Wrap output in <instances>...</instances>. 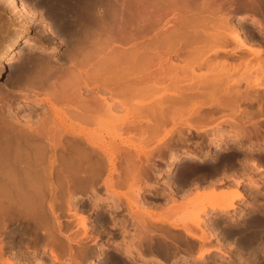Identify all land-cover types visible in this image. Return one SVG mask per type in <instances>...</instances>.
<instances>
[{
    "label": "bare ground",
    "instance_id": "1",
    "mask_svg": "<svg viewBox=\"0 0 264 264\" xmlns=\"http://www.w3.org/2000/svg\"><path fill=\"white\" fill-rule=\"evenodd\" d=\"M6 2L12 7L8 14L11 17L9 28H12L14 17L18 16V19H22L20 23L22 32L27 31L30 23L23 19L25 18L23 15H30L32 12L23 2L16 3V0ZM55 2L59 5V11L55 10L56 20H50L57 22L58 30L50 27L48 25L50 21L47 22L42 15L40 22L47 26L45 34L64 38L65 49L59 53L56 51L57 45L48 48L35 39L25 38L23 43L21 42L23 46L21 45L18 51L8 52L10 56L20 54L19 63L10 58H6L7 61L2 63L0 60V72L5 71L4 75L8 76L5 83L0 85V107L3 102L2 94L10 97H7L8 101L15 95L18 98V94L29 109L24 115L9 110L3 114L0 110V264H54V261L81 264L82 257L89 256L94 251V246L92 248L90 244L74 251L70 244L76 240L71 238L72 236L69 237L64 230L68 228L70 230L74 218L76 225L82 229L81 234L88 236L89 239L91 237L92 242H96V239L100 238L101 230L89 234L92 231L88 232V229L92 226L88 225V214L106 202H110L111 205L106 207V204V208L104 207L94 220L103 227L102 232L107 228L111 229L112 233L106 231L104 236L118 234L117 239L110 238L116 244L112 251L123 250L125 257L117 259V254H111L112 257L101 258L102 264H128L134 257V264L143 263L146 260L143 249L145 245L148 252L156 249L163 254L171 253V244L174 245L177 239V241L183 239L182 237L174 239L173 230L170 232L171 228L174 230L178 228L180 233H185L187 237L198 239V243L195 244L198 247L195 257L203 258L204 253L213 248L219 249L223 254L220 244L209 245V240L206 242L208 245H204L203 241L211 238L209 235L212 234L213 228L212 221L209 223L200 213H209V207L212 210H222L217 213L220 216L224 215L229 208L234 207V199L242 196V190L232 188L226 190L227 187L225 190L216 191L213 186L210 191H206L207 186L206 190H196L188 201L190 209H187L188 211L185 209L184 215L180 208L182 203L176 204L174 195L169 196L171 200L164 199L163 203L155 204V209L151 210L148 200L138 194L140 188L138 181L146 183L143 176L147 169L149 172L148 160L152 159L150 157H153V152L158 153L160 148L164 150L169 147L163 145L171 144V132L174 131L177 135L182 133L180 129L163 127L166 126L164 124L167 120L173 122L177 117L192 116H196V120H207L211 114L201 113L203 104L210 107L211 112L219 110L221 113L223 110L222 113H226L233 123L230 124L232 127L229 126L232 130L227 132L230 131L238 138L250 136L251 132L248 131L254 129L251 127L253 121L251 125L249 124L252 129L247 130L240 120H243L242 117L250 118L249 114H252L253 110L247 107L240 110L239 107L243 103L250 105L249 107H252L253 102L259 105L257 100L260 99H257V96H263L260 104L264 103V94L261 96L253 93L255 89L256 91H260L258 88L264 89V55L263 57L260 55L261 52L264 54V48H251L244 42V40L254 42L246 35L245 27L255 22L262 28L258 34L264 35V0ZM54 7L57 8V5ZM236 10L243 12L237 14ZM234 14L237 19L235 25H232ZM245 18L247 19L243 20ZM244 34L245 39L242 37ZM18 36L13 37L11 43L5 46L0 52V57ZM231 43L234 46L229 48L228 44ZM51 53L54 54L49 55ZM250 53L256 60L255 64L250 60ZM42 105L45 106V110L38 111L36 108ZM261 110L263 107L258 112L261 113ZM235 114L240 116L235 118ZM252 118L250 119L253 120ZM159 130L162 133L157 135ZM194 130L200 132L198 128ZM213 133L211 132V135ZM230 133L228 132L229 135ZM221 134L213 138L217 143L215 148L217 152L221 151L218 143L219 139H223ZM153 140L156 142L151 143ZM252 144L249 140L251 147ZM171 149L173 148L169 150L171 157L167 163L168 168L177 157ZM205 151L203 150V153ZM140 155L144 159L140 158ZM184 155L191 158L190 156L198 157L199 153L185 151ZM243 160V163L249 161L251 166L257 168L252 157ZM181 166L179 173L191 167L188 164ZM242 173L232 176L235 184L240 183ZM251 177H248L249 183L256 185ZM169 178L165 185L168 191L172 192V186L176 183L171 186L172 178ZM144 183L143 185H148ZM101 186L104 188V195H97L96 192ZM122 186L125 191L122 190ZM116 187L122 188L121 191ZM83 189H88L92 195L90 198L92 211L79 205L77 207L75 204L77 201L75 203L73 201L75 192L78 191L79 194ZM84 190L83 192L86 191ZM63 204L67 214L65 222L61 220L60 214L64 211ZM175 204L180 208V215L177 214ZM113 215L121 216L118 220L120 226L110 224L109 220ZM202 222L206 223L205 227L201 226ZM115 229L117 231H114ZM56 231L66 239L63 240L68 242L67 245L55 238ZM15 233H18V236L13 238ZM170 236L175 241H172ZM186 236L182 242L187 239ZM41 239L43 245L40 244L48 249L49 255L37 251L36 244ZM199 241L204 243L202 244L204 247H199L201 245ZM187 242L185 243L187 248L189 245L191 247L192 239L189 245ZM195 245L192 249L189 248L190 253L187 252L190 256ZM251 246L253 244L249 247ZM155 252L151 253L153 259L156 257L154 260L157 259V256L153 255ZM157 252L156 255H159ZM257 252L259 251L252 256H257ZM63 253L69 257V261L63 259L65 256ZM32 255H37V259H33ZM185 260L186 257H183V261ZM219 260H214V264H220Z\"/></svg>",
    "mask_w": 264,
    "mask_h": 264
},
{
    "label": "rangeland",
    "instance_id": "2",
    "mask_svg": "<svg viewBox=\"0 0 264 264\" xmlns=\"http://www.w3.org/2000/svg\"><path fill=\"white\" fill-rule=\"evenodd\" d=\"M17 2L16 3H20V2H23L26 6H27V9L30 11V12H32V13H30V15H23V17H25V18H23V19H25V20H27L29 23H30V27L28 28V30L27 31H25V32H22V27H21V25H20V23H21V20L22 19H18L19 17L17 16V17H14V20L12 21V28H9V26L11 25V21H10V19H11V17H10V15H8L9 14V12H11L12 11V7L11 6H9V3L8 2H6V0L4 1V0H0V31H2V33L0 32V52H2L3 50H4V48H5V46L7 45V44H9V43H11V41H12V39H13V37H15V36H18V38H16L17 40H15L14 41V43L10 46V48L6 51V53L5 54H2L1 55V63L2 62H6L7 61V59L6 58H10V59H12L13 61H16V63H19L20 61H21V56H20V54L18 55V54H14V55H9L8 54V52H12V50H19V48H21L22 46H23V40L25 39V38H27V39H35L36 40V42H38V43H41V44H43L44 46H46V47H48V48H50V47H52V46H55V45H57V49H56V51L57 52H59V53H61L64 49H65V47H66V43H65V40H64V38H62L61 37V39L60 38H56V37H54V36H50L49 34L47 35V33L45 34V31H46V27L47 26H45V25H42V23L40 22V17H41V15H42V17L47 21V22H49V26L50 27H52L53 29L55 28V30H58V28H56L57 27V22L56 21H51L52 19H54V20H56V18H55V15L57 14V12L59 11V5H58V3L57 2H55V1H57V0H44L43 2H44V6H46L45 8H46V10L47 9H50V8H48V7H51V9L50 10H47L48 12H47V14H46V10L44 11V12H39V10H42V8H43V5L41 4H36V3H30V0H16ZM46 2V3H45ZM47 2H49V3H47ZM50 2H52L53 4L55 3V5H52V3H50ZM57 5V8L56 7H54V6H56ZM42 6V7H41ZM48 6V7H47ZM55 8H53V7ZM10 8V9H9ZM52 9H53V11L55 12H53L52 11ZM57 12H56V11ZM52 11V13H54V14H52V13H50L49 14V12H51ZM240 13V12H243L242 10H236V13ZM41 13V14H40ZM44 13V14H43ZM237 13V14H238ZM32 14V15H31ZM54 15V17H52ZM242 15V14H241ZM244 15V14H243ZM45 16V17H44ZM47 16V17H46ZM5 18H7V19H5ZM13 18V17H12ZM28 18V19H27ZM9 19V20H8ZM51 19V20H50ZM237 19V17H236V14H234V16H232V25H235L234 24V22H235V20ZM247 18H245V19H243V20H246ZM31 22H30V21ZM49 20V21H48ZM4 23V24H3ZM40 23V24H39ZM51 23H53V24H51ZM3 24V25H2ZM8 24V25H7ZM7 25V27H5ZM2 26V27H1ZM32 27V28H31ZM2 28V29H1ZM262 30V28L261 27H259L257 24H255V22H252V23H250V25L249 26H246L245 27V31H246V35H248V36H250L251 38H252V40H254V42L252 41H247V40H244V42L249 46V47H251V48H261V49H263L264 48V35L262 36V35H260V34H258L261 30ZM21 31V32H20ZM4 32V33H3ZM45 35V36H44ZM44 36V37H43ZM47 36V37H46ZM242 37L245 39L246 38V36H245V34L244 35H242ZM44 38V39H43ZM44 41V42H43ZM62 41H64V42H62ZM22 42V43H21ZM45 43V44H44ZM22 45V46H21ZM52 45V46H51ZM228 46H229V48H231V47H233L234 46V44H228ZM12 48V49H11ZM17 50V51H18ZM61 51V52H60ZM238 53V52H237ZM52 54H54V53H51V54H49V55H52ZM253 54L252 53H250V60H251V62L253 63V64H255V62H256V60L254 59V57L252 56ZM260 55H261V57H263L262 55H264L263 54V52H261L260 53ZM20 58V59H19ZM230 59V58H229ZM232 59V58H231ZM230 59V60H231ZM6 60V61H5ZM251 63V64H252ZM201 69H203V67H201ZM198 71H199V69H197ZM4 73H5V71H2V72H0V85H2V84H4L5 83V81L7 80V78H8V76H6V75H4ZM234 75V74H233ZM258 89H260V91H256V89H255V91L253 92V93H256L257 95H263L264 94V89L263 88H258ZM263 89V90H262ZM3 96H2V103H1V109L0 110H2L1 112L3 113V114H5V113H8V112H6L7 110H9V111H11V112H18V114L19 115H24V114H27V112L29 111V109H27L28 108V106L27 105H25L24 104V102H23V100L21 99V95L19 96L18 94H17V97L18 98H16L15 96V98L14 97H11V100L10 101H8V99H7V97L8 96H6L5 94H2ZM4 95H5V97H4ZM256 95V96H257ZM263 97V96H262ZM262 97H258L257 96V99L259 98L260 100L261 99H263ZM8 98H10V97H8ZM14 98V99H13ZM18 99V100H17ZM6 100V101H5ZM260 100H257V102L259 101V105H258V103H256V102H253L252 104H251V106L253 107H249L250 105H245V103H243L242 104V102H240V104L239 105H241L240 107H239V109L241 110V109H243V108H245L246 109V107H247V109H249V110H253L251 113L252 114H249L250 116V118H252L253 120H251L250 118H248V117H242V121L240 120V122L242 123V124H244V127L246 128L247 127V130L249 129L250 130V128L253 126L254 127V129H252V130H250V131H248L249 133H250V136H251V134L253 135V136H251V139L249 138L250 136H248V137H241V136H239V138L236 136V135H234V134H232V133H230V131H228L229 133H230V135L228 134V132H227V130H232V128H230V127H232L233 125H230V124H233L231 121H230V118L226 115V113H222L223 112V110H221V113H220V111L218 110V112L215 110V111H213V112H211V109H209L210 107H208V106H206L205 104H203V106L201 107V113L203 114V115H210L211 114V119L209 120V118L210 117H208V119H207V117H204V118H206L207 120H196L195 118H196V116H192V117H189V118H181V117H177L173 122L169 119V120H167V123L166 124H164V125H166V126H163V127H166V128H176V129H180L181 130V132L182 133H179V134H181V135H177V133L176 132H171V140H172V142H171V144L169 143V144H165V145H163L164 147L166 146V147H172L173 149H171V150H173L174 151V153H176V156L178 157H176L174 160H173V162H172V164L170 165V167L168 168L167 167V163H169V161H170V157H171V152H169V150H170V148L168 147V148H164V150L163 149H161L160 148V150H159V152L157 153V152H153L152 154H153V157L151 156L150 158H152V159H150V160H148V166L147 167H149L150 166V168H149V172H148V169L146 170V168L144 169V174L146 173V174H148V175H144L143 177L145 178L144 180H145V182L146 183H148V185L146 184V183H144V181H138V184H139V186H140V188H138L139 189V195L140 196H143L146 200H148V204H150V208H151V210L154 208V205L156 204L157 205V203H159V202H162L164 199H166V198H164L163 200H158V199H160V198H162L163 196H161V195H163V192L165 191V190H168V188H167V186L165 185V181L170 177V178H172V179H170V181H171V186L173 185V183H174V180L178 177V175H179V172L178 171H181V165H186V164H188V165H193V164H197L198 166H199V161L198 160H196V159H198V157H199V160H200V162H202V161H204L205 159H207V158H212V159H217V158H220V159H223V158H226V157H229L230 155H233L234 157H236V158H239L240 159V161H241V163L239 164L240 166H238V164L236 163L235 165H229V166H226V167H222V168H220V169H218V171H216V172H214V173H212V174H210L209 175V177L210 178H212L213 180L212 181H207L205 178H203L204 180H200V181H198L197 182V184L195 185V186H193L192 188H190L188 191H186V193H180V191L179 190H177V191H169V194L170 195H174L173 197H175V203L176 204H181L182 205V207L180 206V208H181V211H182V213L183 212H185L187 209H190V205H189V200L192 198V196L195 194V192H196V190H206V186H207V190L206 191H210L211 189H212V186H213V189H215L216 191H220L221 189H223V190H225L227 187V189L226 190H230V188H232V190H234V189H237V190H239V191H241L242 192V196L241 197H239V198H236V199H234V207H232V208H229L225 213H224V215L223 214H221L222 216H220V214H218V213H220V211H222V210H216V209H211V208H209L208 207V212L209 213H207V214H203V213H200V215H201V217H205L206 218V220L207 221H209V223H211V221H212V228H213V231H212V228H211V231H212V234H210L209 236H211V238H208V240H205V241H203V242H205V244L203 243V242H201V241H199L200 243H201V245H200V243H199V247L201 248V246L202 247H204V245L205 246H207L208 244H206V242L207 241H209L210 243H209V245L211 244L212 246H217V245H219L220 246V248L222 249V251L223 252H225V254H221L220 253V251H219V249H215V248H213V249H210L209 251H207L206 253H204V256H203V258H198V257H195L196 255V253L198 252V250H196V248H198L197 247V245H195V244H197L198 243V239L197 240H195V238H192L191 236L189 237H187L186 236V234L185 233H180V229H170L171 231L170 232H172V230H173V232H174V234H176L177 233V231H179V233H177L178 235L180 234L181 236H178L177 234H176V238L174 237V234H172L173 236V238L174 239H177L178 237H182L183 239H185L184 237L186 236V240H184L183 242H182V240H181V238L179 239V241L181 242V243H179V241H175L171 236H170V238L172 239V241H175L174 243L176 244H171V248L173 249H170L171 250V253H167V254H163V253H160L159 251L157 252V250L155 249V250H151L152 252L154 251H156L159 255H156V252L155 253H153V255H155V256H157V259L156 260H154L153 259V256L151 255V251L150 252H148V248H146L145 246L143 247V249L146 251H144V255H145V257H146V260L145 261H143L144 259L143 258H141V257H136V258H138V259H140V260H142L143 261V263L142 262H138L139 264H214V262L216 261V260H218V259H220L219 261H220V264L223 262V264H259L260 262L259 261H253V258L254 257H258V254H259V252H262V251H264L263 249H264V240L261 238H259L258 236H257V234L256 235H254L255 237H250V239H248V240H240V239H236V238H231V237H227V238H218V237H216L215 236V234L213 233L214 232V221L215 220H217V218L219 219L220 218V220L221 221H224L226 224H229L230 225V223L231 224H236V223H238V222H244L247 218H251V215H252V217H254V215H255V217H257V218H259V216H261L262 214H263V212H262V210H264V207L262 208V207H260V203H258L257 201H259V199H263L262 197H260V196H258L257 195V193L259 192V190L260 189H264V136H262V135H264V103H262V104H260L263 100H261V102H260ZM21 101H22V103H21ZM5 102V103H4ZM8 103V104H7ZM22 104V105H21ZM18 105V106H17ZM262 105V106H261ZM21 106V107H20ZM3 107V108H2ZM25 107V108H24ZM249 107V108H248ZM259 107V108H258ZM262 107H263V110H261L260 112L261 113H259L258 111H259V109L261 108L262 109ZM44 108V109H43ZM257 108V109H256ZM38 111H41V112H43L44 110H45V106H39V107H37L36 108ZM43 110V111H42ZM27 111V112H26ZM257 112V113H256ZM256 113V114H255ZM223 114H224V116H223ZM254 114V115H253ZM236 116H235V118H237V117H239L240 116V114L238 115V114H235ZM215 116H217V117H215ZM220 116V117H219ZM33 117H34V115H33ZM226 117H228V118H226ZM203 118V119H204ZM245 118V119H244ZM246 118H248L249 120H248V122H246ZM225 119H227L228 120V122L229 123H227V120H225ZM245 120V121H244ZM244 121V122H243ZM251 121H253L252 122V124L253 125H251ZM250 122V123H249ZM262 122V123H261ZM258 123H260V124H258ZM251 125V127H250V125ZM247 125V126H246ZM257 127H256V126ZM260 125V126H259ZM230 126V127H229ZM263 127V128H262ZM194 128H198V129H200V132L198 131H196L195 132V130H194ZM258 128V129H257ZM262 128V129H261ZM162 130V129H161ZM161 130H159L158 131V133H157V135L160 133H162V131ZM202 130V131H201ZM256 130V131H255ZM257 130H258V133H256L257 132ZM263 130V131H262ZM227 133H226V132ZM211 132H216L215 133V135H214V133L211 135ZM223 132V133H222ZM173 133V134H172ZM222 133V134H221ZM221 134V136H223V139H219V144H220V149H219V151L220 152H217V151H215V148H216V141L213 139V138H216L217 136H219ZM226 134V135H225ZM257 134V135H256ZM259 134V135H258ZM226 137H225V136ZM160 136V135H159ZM169 136H170V134H169ZM209 136V137H208ZM216 136V137H215ZM236 136V137H235ZM258 136V137H257ZM154 137H155V135H154ZM154 137H153V139H154ZM247 138H248V140H247ZM192 139H194V140H192ZM258 139V140H257ZM249 140H251L252 141V143L254 144H252V147L249 145ZM223 141V142H222ZM262 141H263V143H262ZM154 142H156V141H152L151 143H154ZM221 142V143H220ZM260 142H261V144H260ZM197 144H199L198 145V147H197ZM206 144H207V146H206ZM245 144V145H244ZM242 145V146H241ZM247 145H249V146H247ZM224 148H223V147ZM250 148V149H249ZM200 149V150H199ZM208 149V150H207ZM203 150H206L205 151V153H203ZM245 150V151H244ZM163 151V152H162ZM165 151V152H164ZM185 151H193V152H196V153H199V156L198 157H194V156H190L191 158H189V157H185ZM223 151V152H222ZM160 152H162V154L160 153ZM201 152V153H200ZM248 152V153H247ZM161 155H160V154ZM221 153V154H220ZM158 156H157V155ZM179 155V156H178ZM215 155V156H214ZM217 155H219V156H217ZM221 155V156H220ZM244 155H245V157H244ZM155 156V157H154ZM204 156V157H203ZM250 157H252L253 159H254V161H255V165H256V167L258 168H254L253 166H251L250 165V162L248 161V162H246V163H243L244 162V160L243 159H245V158H250ZM140 158H143L144 159V157L142 156V155H140ZM154 158V159H153ZM156 158V159H155ZM177 159V160H176ZM153 161V163H152V161ZM188 160V161H187ZM249 160V159H248ZM258 160V161H257ZM149 161H151V162H149ZM185 161V162H184ZM189 162V163H188ZM150 163H151V165H150ZM259 163V164H258ZM245 165V166H244ZM249 165V166H248ZM244 168H243V167ZM146 167V166H145ZM235 167V168H234ZM237 167V168H236ZM240 168V169H239ZM154 169V170H153ZM159 170V171H157V170ZM168 169V170H167ZM194 169H197V167H195ZM193 169V170H194ZM247 169V170H246ZM150 170H152V172H150ZM166 170V171H165ZM192 170V171H193ZM226 170V171H225ZM233 170V171H232ZM240 170V171H239ZM253 170V171H252ZM196 171V170H195ZM254 171H256V172H254ZM148 172V173H147ZM197 172H200V170L198 169V171ZM241 172H243L242 173V178H241V180H240V183L239 184H235V182H234V180H232V176H234V174L236 175V174H239V173ZM245 172H246V174H245ZM157 173V174H156ZM170 173V174H169ZM181 173V172H180ZM225 173V174H224ZM230 173V174H229ZM245 176H244V175ZM250 174V175H249ZM177 175V176H176ZM228 175V176H227ZM247 175V176H246ZM259 175V176H258ZM146 176H148V177H146ZM152 176V177H151ZM251 177L252 178V180H254L256 183V185H253L254 183H249V179H248V177ZM245 177H247V178H245ZM148 178V179H147ZM147 179V180H146ZM149 179H151V180H149ZM144 184H146V185H143V183ZM154 184H153V183ZM258 182V183H257ZM151 184H153V186L151 187ZM257 184H259V185H257ZM143 185V186H142ZM233 185V186H232ZM147 186H150V187H147ZM203 188H202V187ZM254 186V187H253ZM263 186V187H262ZM121 187V186H120ZM120 187H116L118 190H120L121 191V189L122 188H120ZM123 187V186H122ZM156 187V188H155ZM244 187V188H243ZM257 187V188H256ZM99 188V187H98ZM173 189H174V187H172ZM211 188V189H210ZM250 188H251V190H250ZM100 189V190H99ZM98 190V192H96L97 193V195H104V188L101 186L100 188H99ZM138 189H136V188H134V190H138ZM84 190V189H83ZM83 190L81 191H79V194L77 193L78 191H76L75 193V197L73 198V201H74V203L77 205V207H78V205L79 206H81V207H84V209H86L87 208V210H91L92 209V207L90 206V203L92 204V202H90L91 201V197H92V195H91V193H90V191L87 189H85L86 191H88V192H86L85 190V192H83ZM103 190V191H102ZM122 190H126L124 187H123V189ZM164 190V191H163ZM250 190V191H249ZM253 190V191H252ZM250 193H255V194H253L252 196H249V192ZM123 192V191H122ZM149 192H154L155 194H156V197H154L155 199H153V201L151 202V201H149V199H151V197H150V194H149ZM101 193V194H100ZM103 193V194H102ZM188 194H189V196H188ZM166 195V193L164 194V196ZM187 195V196H186ZM177 197V198H176ZM182 197H184L183 199H182ZM185 198H186V200H185ZM188 198V199H187ZM78 199V200H77ZM116 199V198H115ZM177 199V200H176ZM167 200H171V197H169L168 196V199ZM179 200V201H178ZM181 200V201H180ZM241 200V202H239ZM256 200V201H255ZM157 201V202H156ZM188 202V204L186 203V202ZM183 202H185V207H183L184 206V204H183ZM236 202H238L239 204L238 205H236L235 203ZM87 203V204H86ZM152 203H154V204H152ZM107 204V205H106ZM106 207L109 205H111V203L110 202H106ZM175 204V206H176V210H177V214H179L180 215V211H179V207L177 206ZM252 204H254V205H252ZM257 204V205H256ZM85 205V206H84ZM87 205V206H86ZM103 205V206H102ZM101 206H98V207H96L95 208V210H91L92 212L91 213H89L88 214V218H89V220H88V225H91L92 227H91V229L89 228L88 229V232H90V230L92 231V232H90L89 234H95V233H97V231L99 232L100 230H101V234H100V238H97L96 239V242H98V243H96V242H92V239H91V237H90V239H89V237L87 236V237H85V236H83L82 234H83V232H82V229L80 228V227H78V225H76V220L73 218V220H72V225H71V227H70V230H69V228L66 230H64L65 231V233L69 236V237H71V238H75V242H71V246H72V249L74 250V251H77L78 249H80V248H82V246L83 247H85V246H90V244H91V246H92V248H93V246H94V251H92L91 252V254L89 255V256H87V257H82V259H81V264H89V263H93V264H102V259H106V258H108V257H112V255L111 254H113V255H116L117 257V259H122V257L124 256L125 257V255L123 254V250H121V251H118V252H114V251H112L113 250V247L114 246H116V244H115V242H113L111 239L113 238V239H117V237L118 236H116V234H113V235H111V237H109V236H104V233H106V231L108 232V231H111V229L109 230L108 228L105 230V231H103L102 232V229H103V227L101 226L100 227V224L98 223V222H96L94 219H95V217H96V215H99L102 211H103V208L105 207V205L104 204H102ZM156 205H155V207H156ZM251 206H253V207H251ZM257 206H258V209H257ZM105 207V208H106ZM178 207V208H177ZM260 208V209H259ZM155 209V208H154ZM183 209V210H182ZM186 209V210H185ZM255 209V210H254ZM63 210L64 211H62V212H60V214H61V220L63 221V222H65L64 221V218H66V213H65V210H66V207H65V204H63ZM253 210V211H252ZM259 210H261V211H259ZM188 211V210H187ZM211 211H213V212H211ZM86 212H88V211H86ZM218 212V213H217ZM251 212H253V213H251ZM256 212V213H255ZM235 213V214H234ZM251 213V214H250ZM184 215H185V213H183ZM182 214V215H183ZM250 214V215H249ZM258 215V216H257ZM118 216V215H117ZM116 215H113V218H110V220H109V222H110V224H117L118 223V220H116L115 218L117 217ZM207 216V217H206ZM248 216V217H247ZM205 218H203V219H205ZM207 218H210V219H207ZM222 218V219H221ZM234 219V220H233ZM245 219V220H244ZM115 220V221H114ZM211 220V221H210ZM227 220H229V221H227ZM92 221V222H91ZM96 222V223H95ZM75 223V224H74ZM97 223H98V225H97ZM120 223V222H119ZM206 226V223H204V222H202L201 223V226L202 227H205ZM73 226V227H72ZM118 226H120V224L118 225ZM102 228V229H101ZM72 229V230H71ZM93 229V230H92ZM198 231H199V229L198 228H196ZM195 229V230H196ZM69 230V231H68ZM77 230V231H76ZM79 230V231H78ZM196 230V231H197ZM67 231V232H66ZM94 231V232H93ZM114 231H117V230H114ZM197 231V232H198ZM87 232V233H88ZM73 233V234H72ZM75 233H77V234H75ZM82 233V234H81ZM108 233H112V232H108ZM55 234L57 235H55L56 237L55 238H57L59 241H64V240H66V239H64L63 238V236L62 235H60L59 233L57 234V231L55 232ZM183 234V235H182ZM73 235L75 236V237H73ZM18 236V233H15L14 235H13V238L14 237H17ZM30 236V235H29ZM208 236V237H209ZM257 236V237H256ZM215 237V238H214ZM86 239V241H85V239ZM88 238V239H87ZM111 238V239H110ZM252 238H253V240H252ZM43 239V238H42ZM42 239L41 240H39L38 242H37V244H36V249H37V251H40V252H46V254H48V249H46V247H44V246H42L43 245V241H42ZM64 239V240H63ZM191 239H192V242L194 243V241H195V243L193 244V243H191ZM194 239V240H193ZM217 239H219V240H217ZM255 239V240H254ZM45 240V239H44ZM80 240V241H79ZM99 240V241H98ZM234 240V241H233ZM41 241V242H40ZM85 241V242H84ZM103 241V242H102ZM187 241H190V243H191V247H189L190 245V243L189 242H187ZM197 241V242H196ZM213 241V242H212ZM227 241V242H226ZM79 242V243H78ZM187 242V244L189 245L188 246V248H187V245L185 244ZM217 242V243H216ZM225 242V243H224ZM240 242V243H239ZM245 242V243H244ZM30 244H32V242H29ZM42 245H41V244ZM64 243L67 245V241H64ZM208 243V242H207ZM202 244H204V245H202ZM214 244V245H213ZM231 244V245H230ZM242 244V245H241ZM252 245L253 244V246H251V247H249L250 245ZM77 245V246H76ZM196 246L195 248H194V251H193V254L191 253V256L189 255V253L191 252V250L189 249V248H193V246ZM260 247H259V246ZM32 245H29V247H31ZM80 246V247H79ZM176 246V247H175ZM181 246V247H180ZM245 246V247H244ZM178 247H180V248H178ZM249 247V248H248ZM254 247H256V248H254ZM146 248V249H145ZM175 248V249H174ZM184 248V249H183ZM187 248V249H186ZM253 249V251H251L252 249ZM92 249V250H93ZM179 249H180V251H179ZM246 249L248 250V249H251V250H248V252L250 253V255L251 256H249V253H247L246 252ZM98 250L100 251L99 253H97L98 252ZM177 250V251H176ZM182 250V251H181ZM185 250H188V251H185ZM241 250H243V251H241ZM173 251H175V252H173ZM197 251V252H196ZM236 251H239V253H236ZM256 251H259V252H257V256L255 255V256H252V254L254 255L255 254V252ZM109 252V253H108ZM111 252V253H110ZM114 252V253H113ZM178 252V253H177ZM185 252L187 253V252H189V253H187V254H185ZM196 252V253H195ZM242 252V253H241ZM10 253V250L8 249V252H7V254H9ZM66 253V252H65ZM65 253H63L65 256L63 257V259L65 260V261H69V257L65 254ZM102 255H101V254ZM104 253V254H103ZM173 253V255H171ZM208 253V254H207ZM216 253H218V254H220L221 255V258H218V256L216 257L215 255H216ZM241 253V254H240ZM6 254V255H7ZM62 254V255H63ZM170 256H169V255ZM182 254H184V255H182ZM243 254V255H242ZM245 254H248V256H244ZM49 255V254H48ZM107 255H109V256H107ZM162 255V256H161ZM166 255H168V256H166ZM180 255V256H179ZM207 255V256H206ZM233 255V256H232ZM240 255H241V257H240ZM105 256V257H104ZM150 256H152V257H150ZM175 256V257H174ZM189 256V257H188ZM224 256V257H223ZM235 256H237V257H235ZM33 259H37V255H32L31 256ZM169 257H171V258H169ZM183 257H186V259L187 260H185V261H183ZM239 257V258H238ZM253 257V258H252ZM102 258V259H101ZM135 258V257H134ZM134 258H132L130 261H128V262H130V263H128V264H134L135 263V259ZM191 258V259H190ZM194 260H193V259ZM205 258V259H204ZM215 258V259H214ZM218 258V259H217ZM100 259H101V261H100ZM161 259V260H160ZM166 259V260H165ZM197 261H196V260ZM202 259H204L203 261H202ZM242 259V260H241ZM246 259H247V261H246ZM250 259H252V261H250ZM97 260V261H96ZM159 260V261H158ZM192 260V261H191ZM199 260V261H198ZM215 260V261H214ZM231 260V261H230ZM235 260H236V262H235ZM238 260V261H237ZM195 261V262H194ZM228 261V262H227ZM47 262H48V260H47ZM184 262V263H183ZM192 262H194V263H192ZM225 262V263H224ZM63 262L62 261H54V264H62ZM64 264V263H63Z\"/></svg>",
    "mask_w": 264,
    "mask_h": 264
},
{
    "label": "flooded vegetation",
    "instance_id": "3",
    "mask_svg": "<svg viewBox=\"0 0 264 264\" xmlns=\"http://www.w3.org/2000/svg\"><path fill=\"white\" fill-rule=\"evenodd\" d=\"M44 0H30V3H36V4H44V3H42ZM44 9H45V7H44V5H43V8H42V10H39V12L40 11H44ZM46 10V9H45ZM192 140H194V139H192ZM239 158H236V157H234L233 155H230L229 157H226V158H223V159H220V158H217V159H212V158H207V159H205L204 161H202V162H200V160H199V158L198 159H196V160H198L199 161V166L197 165V164H193V165H191V167L188 169V170H185V171H182L181 173H179V175H178V177L174 180V183L173 184H175L174 186H172V187H175L173 190L174 191H177V190H179L180 191V193H186V191H188L190 188H192L193 186H195L196 184H197V182L198 181H200V180H204L203 178H205L207 181H212L213 179L212 178H210L209 177V175L210 174H212V173H214V172H216V171H218V169H220V168H224V167H226V166H229V165H235L236 163L238 164V166H240L239 164L241 163V161H240V159L238 160ZM195 167H197V169H194ZM219 167V168H218ZM194 169V170H193ZM198 169L200 170V172H197L198 171ZM193 170V171H192ZM196 170V171H195ZM150 172H152L151 170H150ZM182 175V176H181ZM181 177V178H180ZM200 179V180H199ZM177 187H178V189H177ZM180 187V188H179ZM244 188V187H243ZM166 193V195L164 196V194ZM149 194H150V197H151V199H149V201H153V199H155L154 197H156V194L154 193V192H149ZM253 194H255V193H250L249 194V196H252ZM257 195L258 196H262V198L263 199H260L258 202L261 204V207H264V189H260L259 190V192L257 193ZM161 196H163L162 198H160V199H158V200H163L164 198H166V199H168V196H170V194H169V191L167 190H165L164 192H163V195H161ZM156 200V199H155ZM165 201V200H164ZM164 201H162V202H159V204L160 203H163ZM239 202H241V200L239 201ZM237 203V204H236ZM235 204L236 205H238L239 203L238 202H236ZM252 205H254V204H252ZM263 211V214H264V210H262ZM121 216H117L115 219L116 220H119V218H120ZM263 217V218H262ZM219 220V221H218ZM246 220H248V221H246ZM244 222H247V224L246 223H244V222H238V223H234L233 225L232 224H226L224 221L222 222L221 220H220V218L219 219H217V220H215L214 221V230H216V231H214V233H215V236L216 237H219V238H222V237H225V238H227V237H231V238H235L236 237V239L237 238H239V239H241V240H247V239H249L250 238V236H254V235H256L257 234V236L260 238H262V239H264V216L262 215V216H259V218H257V217H252V218H248V219H246ZM218 221V222H217ZM221 221V222H220ZM261 222V223H260ZM263 222V223H262ZM255 223V224H254ZM251 224V225H250ZM254 224V225H253ZM116 225H119V221H118V223L116 224ZM244 227V229H243V227ZM246 225V226H245ZM256 225V226H255ZM258 225V226H257ZM231 226H232V228L234 229V228H236V227H238L237 229H232L231 228ZM234 226V227H233ZM249 226V227H248ZM222 227V228H221ZM226 227V228H225ZM240 227V228H239ZM247 227V228H246ZM252 227H253V229H252ZM221 228V229H220ZM242 228V229H241ZM255 228V229H254ZM260 228H262L261 230H260ZM102 229V228H101ZM223 229V230H222ZM247 229V230H246ZM259 229V230H258ZM115 230H117V229H115ZM239 232H237V231ZM249 230H251V231H249ZM254 230H256L255 232H254ZM221 231V232H220ZM258 231V232H257ZM108 232H111V231H108ZM227 232V233H226ZM231 232H233L232 234H230ZM237 232V234L235 235V233ZM242 232H243V234H242ZM249 232V233H248ZM261 232H263V233H261ZM225 235H224V234ZM254 234V235H252V234ZM261 233V234H260ZM117 236H118V234H116ZM234 235V236H233ZM249 235V236H248ZM227 236V237H226ZM240 236H242V237H240ZM247 237V238H246ZM243 238V239H242ZM241 251H243V250H241ZM246 252L248 253V250H246ZM221 253V252H220ZM236 253H239V251H236ZM222 254V253H221ZM223 254H225V252L223 253ZM220 254H218V253H216V257L217 256H219ZM247 256H248V254H246ZM246 255H244V256H246ZM261 255V256H260ZM249 256H250V254H249ZM235 257H237V256H235ZM220 258H221V255H220ZM257 258V259H256ZM254 257V259H253V261L255 262V261H257L258 260V258H259V264H264V251H262V253L261 252H259V254H258V257ZM256 259V260H255Z\"/></svg>",
    "mask_w": 264,
    "mask_h": 264
}]
</instances>
